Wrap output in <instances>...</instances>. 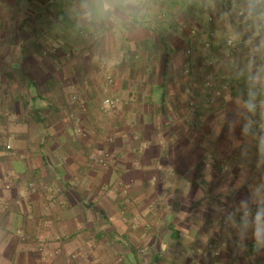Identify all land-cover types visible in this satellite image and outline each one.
Wrapping results in <instances>:
<instances>
[{
	"label": "crops",
	"instance_id": "obj_1",
	"mask_svg": "<svg viewBox=\"0 0 264 264\" xmlns=\"http://www.w3.org/2000/svg\"><path fill=\"white\" fill-rule=\"evenodd\" d=\"M107 2L0 0V264H264V0Z\"/></svg>",
	"mask_w": 264,
	"mask_h": 264
},
{
	"label": "built area",
	"instance_id": "obj_2",
	"mask_svg": "<svg viewBox=\"0 0 264 264\" xmlns=\"http://www.w3.org/2000/svg\"><path fill=\"white\" fill-rule=\"evenodd\" d=\"M227 44L229 46V52L227 53V58H232V56L235 53L236 46H237V39L233 37H229ZM190 54V50L188 51ZM108 80L110 82H113L112 77H108ZM205 94L207 95V101L209 104H214L217 102V100L223 95L224 92V86H219L218 82L214 75H209L205 85H204ZM249 93H252V90L248 91ZM119 106V100L116 98H107L105 100V107L108 111H115L117 110ZM246 127L248 132H258L261 133L264 137V122L254 123L252 120H249L246 122ZM11 146L8 145L7 149H10ZM105 159L103 157L100 158V162L105 163ZM249 213L246 212L245 215H248ZM230 216L233 219H236L239 216V213L237 212H231Z\"/></svg>",
	"mask_w": 264,
	"mask_h": 264
},
{
	"label": "clouds",
	"instance_id": "obj_3",
	"mask_svg": "<svg viewBox=\"0 0 264 264\" xmlns=\"http://www.w3.org/2000/svg\"><path fill=\"white\" fill-rule=\"evenodd\" d=\"M114 12L113 6L105 0V3L100 6L98 13L101 16H110ZM259 78V77H257ZM250 110H254L255 105L249 104ZM257 222V236H259L261 229H264V211L258 212L256 216Z\"/></svg>",
	"mask_w": 264,
	"mask_h": 264
}]
</instances>
